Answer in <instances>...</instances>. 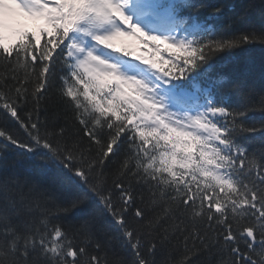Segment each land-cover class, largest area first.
<instances>
[{"label":"snow or ice","instance_id":"6c2138e0","mask_svg":"<svg viewBox=\"0 0 264 264\" xmlns=\"http://www.w3.org/2000/svg\"><path fill=\"white\" fill-rule=\"evenodd\" d=\"M224 17L0 0V264H264V91L212 75L264 24Z\"/></svg>","mask_w":264,"mask_h":264},{"label":"trees","instance_id":"16d2710c","mask_svg":"<svg viewBox=\"0 0 264 264\" xmlns=\"http://www.w3.org/2000/svg\"><path fill=\"white\" fill-rule=\"evenodd\" d=\"M209 2L225 6V17L220 21L221 24L232 20L237 30L259 28L261 24H264V17L261 14L264 0H209ZM214 64L215 71L212 75L225 76L238 81L242 85V93L250 88L256 89L257 92L264 91V44L254 43L231 52L220 53L214 59ZM236 98L239 96H234V99ZM253 99H258V96H254ZM262 120H264V113L260 111L249 113V123L259 124ZM3 122L4 117L0 115V123ZM12 126L9 122V127ZM258 145V140L253 142V146ZM25 170H30L35 178L49 184L54 193L63 194L60 185L52 182L54 173L42 174L39 169L29 168L26 163L21 166V171ZM76 215H83V213ZM114 247L118 253L121 251L118 244ZM159 258L157 257V259Z\"/></svg>","mask_w":264,"mask_h":264}]
</instances>
